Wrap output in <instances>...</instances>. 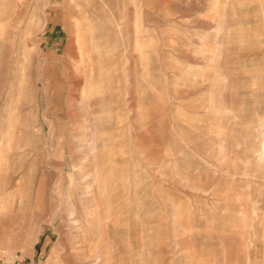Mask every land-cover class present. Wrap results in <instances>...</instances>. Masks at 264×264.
Instances as JSON below:
<instances>
[{
  "label": "rangeland",
  "instance_id": "1",
  "mask_svg": "<svg viewBox=\"0 0 264 264\" xmlns=\"http://www.w3.org/2000/svg\"><path fill=\"white\" fill-rule=\"evenodd\" d=\"M0 264H264V0H0Z\"/></svg>",
  "mask_w": 264,
  "mask_h": 264
},
{
  "label": "crops",
  "instance_id": "2",
  "mask_svg": "<svg viewBox=\"0 0 264 264\" xmlns=\"http://www.w3.org/2000/svg\"><path fill=\"white\" fill-rule=\"evenodd\" d=\"M142 43V42H141ZM145 44H147V43H143V45H145ZM148 45V44H147ZM90 144L92 145V146H94V144H95V141L92 139L91 141H90ZM110 262H111V260H110Z\"/></svg>",
  "mask_w": 264,
  "mask_h": 264
}]
</instances>
